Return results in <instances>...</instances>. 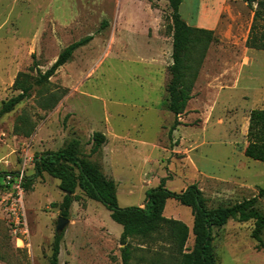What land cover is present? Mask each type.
I'll return each instance as SVG.
<instances>
[{"label":"rangeland","instance_id":"374dc122","mask_svg":"<svg viewBox=\"0 0 264 264\" xmlns=\"http://www.w3.org/2000/svg\"><path fill=\"white\" fill-rule=\"evenodd\" d=\"M256 7L244 0H183V18L197 24L209 14L214 21L205 27H213L217 40L206 52L181 123L172 129L168 0H0V107L18 93L13 84L20 72L38 76L68 44L93 34L49 83L35 85L14 110L0 115V172H23L18 208L20 228L27 230L15 232L5 202L15 192L2 176L0 264H51L65 192L46 171L34 176V161L72 140L79 155L116 184L120 207L144 206L146 191L163 180L176 192L197 184L210 208L258 194L264 162L245 155L250 111L264 108V50L246 44ZM52 91L62 97L44 108L42 94ZM95 131L105 141L91 154ZM75 194L59 264H123L122 225L101 201L80 188ZM257 207L264 213V196ZM164 215L189 226L191 249L192 209L169 198ZM253 229L254 220L238 218L214 226L216 263L264 264V247ZM130 243V264H150L156 253H169L166 242L132 238Z\"/></svg>","mask_w":264,"mask_h":264},{"label":"trees","instance_id":"16d2710c","mask_svg":"<svg viewBox=\"0 0 264 264\" xmlns=\"http://www.w3.org/2000/svg\"><path fill=\"white\" fill-rule=\"evenodd\" d=\"M168 1L172 8L173 37L168 107L176 116L171 127L174 129L181 123L178 118L185 112L189 100L193 97L192 91L202 62L210 44L216 41L217 37L212 29L194 26L183 18L180 12L183 0ZM244 1L250 6L257 4L246 44L249 48L264 50V0ZM92 39L93 34H88L68 44L51 66L44 72L39 71L36 77L20 72L13 84L18 93L2 102L0 115L14 110L31 94L35 85L45 86L49 83V78L57 69L70 61L79 47L88 44ZM61 97L62 95L55 91L42 94L41 104L44 108H53ZM104 141L105 135L102 132H93L90 153H96ZM247 141L245 155L264 162V108H254L250 111ZM77 146L76 141L72 140L63 148L37 155L34 161V176L46 171L59 179V187L65 192L61 205V214L65 217L69 216L78 188L89 198L104 203L110 210L112 219L123 227L120 235L123 264H130L132 259V238L144 243H168V255L160 256L161 253H156L157 256L149 259L150 264H217L212 229L214 226H223L231 218H238L240 221L254 220L252 235L259 242V246L264 247V213L257 207L260 197L264 196V187L259 188L257 195L233 205L210 208L207 205V197L197 184H191L184 191L176 192L169 190L163 180L157 187L146 191L144 206L120 207L116 184L87 156H80ZM3 174V171L0 172V177L4 176ZM169 198H175L192 209L194 244L191 249L187 250L186 246L189 226L179 219L164 215ZM62 237L63 232L55 236L51 264H59Z\"/></svg>","mask_w":264,"mask_h":264},{"label":"built area","instance_id":"2783aa9c","mask_svg":"<svg viewBox=\"0 0 264 264\" xmlns=\"http://www.w3.org/2000/svg\"><path fill=\"white\" fill-rule=\"evenodd\" d=\"M24 179L23 172H11L6 171L4 172V180L7 186L12 188V191H14V195H10L11 197H8L5 202L8 203L7 210L9 212V215L12 217V221L16 226L15 232L26 234L27 230L20 228V225L22 224L21 221V215H20V209L18 208V202L21 200V194L23 193V185L22 181ZM11 191V192H12ZM17 195V196H16ZM23 241V238L20 236H17V241Z\"/></svg>","mask_w":264,"mask_h":264},{"label":"crops","instance_id":"0c3cea01","mask_svg":"<svg viewBox=\"0 0 264 264\" xmlns=\"http://www.w3.org/2000/svg\"><path fill=\"white\" fill-rule=\"evenodd\" d=\"M213 21L214 20H212V17L209 16V14H203V16L201 15L200 19L198 18L197 24H192V25L207 28L205 26H210L213 23ZM208 28L211 29L213 27H208Z\"/></svg>","mask_w":264,"mask_h":264},{"label":"water","instance_id":"95a60500","mask_svg":"<svg viewBox=\"0 0 264 264\" xmlns=\"http://www.w3.org/2000/svg\"><path fill=\"white\" fill-rule=\"evenodd\" d=\"M69 223V218L61 215L59 216V220H58V223H57V232L58 233H62V231L65 229V226Z\"/></svg>","mask_w":264,"mask_h":264}]
</instances>
